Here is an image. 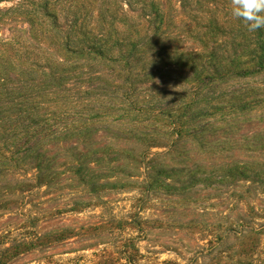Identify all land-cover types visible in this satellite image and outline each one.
I'll return each instance as SVG.
<instances>
[{"label":"trees","instance_id":"obj_1","mask_svg":"<svg viewBox=\"0 0 264 264\" xmlns=\"http://www.w3.org/2000/svg\"><path fill=\"white\" fill-rule=\"evenodd\" d=\"M13 1L0 0V208L5 186L48 185L55 165L84 184L92 164L149 165L167 146L143 127L174 144L264 109V29L230 0Z\"/></svg>","mask_w":264,"mask_h":264},{"label":"rangeland","instance_id":"obj_2","mask_svg":"<svg viewBox=\"0 0 264 264\" xmlns=\"http://www.w3.org/2000/svg\"><path fill=\"white\" fill-rule=\"evenodd\" d=\"M262 116L217 117L208 133L174 144L163 127L139 126L167 146L151 148L149 165L92 164L86 184L55 165L48 185L18 191L12 182L0 264H264ZM22 167L19 177L37 173Z\"/></svg>","mask_w":264,"mask_h":264},{"label":"clouds","instance_id":"obj_3","mask_svg":"<svg viewBox=\"0 0 264 264\" xmlns=\"http://www.w3.org/2000/svg\"><path fill=\"white\" fill-rule=\"evenodd\" d=\"M230 5L231 15L242 21L249 32L264 29V0H230Z\"/></svg>","mask_w":264,"mask_h":264}]
</instances>
